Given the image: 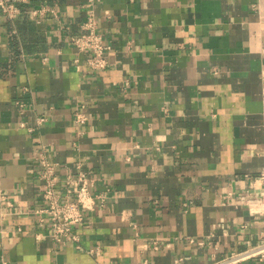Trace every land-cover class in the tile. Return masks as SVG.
<instances>
[{
  "label": "crops",
  "instance_id": "1",
  "mask_svg": "<svg viewBox=\"0 0 264 264\" xmlns=\"http://www.w3.org/2000/svg\"><path fill=\"white\" fill-rule=\"evenodd\" d=\"M86 1L0 15V264H209L260 242L264 0H98L100 70L71 41ZM43 144L60 178L96 179L81 248L26 213Z\"/></svg>",
  "mask_w": 264,
  "mask_h": 264
},
{
  "label": "built area",
  "instance_id": "2",
  "mask_svg": "<svg viewBox=\"0 0 264 264\" xmlns=\"http://www.w3.org/2000/svg\"><path fill=\"white\" fill-rule=\"evenodd\" d=\"M17 1L24 0H0V15L4 14L10 19L18 17L22 13V8L17 4ZM97 1H86L83 31L71 37L72 43L80 52L89 51L91 53L88 58L91 70L105 69L108 66L106 53L110 49V46L104 41L103 33L99 31V19L94 8ZM48 11L55 12L53 7L42 5L30 10V13L33 18L39 20ZM87 118L83 111H78L76 114V122L79 124H84ZM35 158L42 166L40 173L43 184L41 197L45 204L42 207L28 210L26 213L35 215L41 223H45L47 220L51 226V236L57 244L74 243L77 248H81V238L77 232V226L84 220L83 211L93 210L96 205L99 196L92 191L96 179L90 171L82 167L81 163L77 165V175L69 174L65 178H60L57 174L58 164L49 157L45 144L42 145V149ZM260 177L264 185V173ZM255 187L256 181L252 185V188ZM249 191L252 190L249 189ZM262 199H264V187ZM0 202L12 204L2 188H0ZM89 252L99 254V248H92ZM253 259L258 260L259 264H264V232L260 242L233 251L209 264H240Z\"/></svg>",
  "mask_w": 264,
  "mask_h": 264
}]
</instances>
